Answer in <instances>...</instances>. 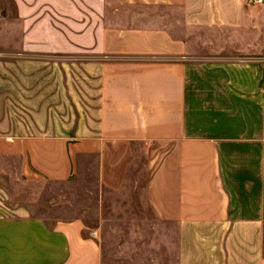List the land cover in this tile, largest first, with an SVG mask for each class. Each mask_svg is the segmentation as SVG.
<instances>
[{
  "label": "crops",
  "instance_id": "crops-1",
  "mask_svg": "<svg viewBox=\"0 0 264 264\" xmlns=\"http://www.w3.org/2000/svg\"><path fill=\"white\" fill-rule=\"evenodd\" d=\"M0 264H264V2L0 0Z\"/></svg>",
  "mask_w": 264,
  "mask_h": 264
},
{
  "label": "rangeland",
  "instance_id": "rangeland-1",
  "mask_svg": "<svg viewBox=\"0 0 264 264\" xmlns=\"http://www.w3.org/2000/svg\"><path fill=\"white\" fill-rule=\"evenodd\" d=\"M60 64V67L66 69L68 74L66 78L62 77H54L53 82H58V86L64 91L63 84L67 83L69 86L68 93L65 91L62 92L58 97H56L55 107L57 109V113L61 117H65L66 119H74L75 116H83L85 111H89V108L85 105L86 103L92 104L91 97L96 95L95 85L96 82L86 77L80 67L82 62H71V61H57ZM70 65V67H69ZM48 69L50 66L47 67ZM2 193V192H1ZM107 227L105 225V233L106 239L103 240V246L105 248V258L107 263L109 262L110 255L115 251V247L117 245H122L125 238H116L115 235L112 236L110 234V230H108L109 235L107 236Z\"/></svg>",
  "mask_w": 264,
  "mask_h": 264
},
{
  "label": "built area",
  "instance_id": "built-area-1",
  "mask_svg": "<svg viewBox=\"0 0 264 264\" xmlns=\"http://www.w3.org/2000/svg\"><path fill=\"white\" fill-rule=\"evenodd\" d=\"M252 2L255 4H261L264 2V0H252Z\"/></svg>",
  "mask_w": 264,
  "mask_h": 264
}]
</instances>
